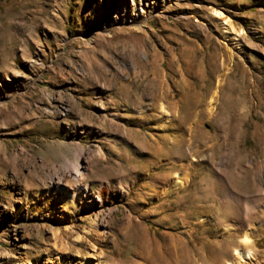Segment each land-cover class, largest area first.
I'll use <instances>...</instances> for the list:
<instances>
[{"label":"rangeland","instance_id":"374dc122","mask_svg":"<svg viewBox=\"0 0 264 264\" xmlns=\"http://www.w3.org/2000/svg\"><path fill=\"white\" fill-rule=\"evenodd\" d=\"M232 262L264 264V0H0V264Z\"/></svg>","mask_w":264,"mask_h":264},{"label":"bare ground","instance_id":"6f19581e","mask_svg":"<svg viewBox=\"0 0 264 264\" xmlns=\"http://www.w3.org/2000/svg\"><path fill=\"white\" fill-rule=\"evenodd\" d=\"M213 14H215L216 17L219 18V24L220 26L223 28L224 31L226 32H230L233 33L234 37L240 32L238 29H236L230 22V20H228L227 18L223 17V15L220 12H214ZM235 45H237V42H234ZM165 112V108L162 107V109ZM166 113V112H165ZM168 114V113H167ZM76 176L79 177L78 171H76ZM175 183V182H174ZM180 184V181L176 182V185L178 186ZM175 185V184H174ZM227 230H230V226H226ZM242 238V243H243V247L241 248H236L235 249V253L241 258V259H247L249 260V258H251L254 254V252L252 253V251L248 248V245L251 242V239L248 236H244L243 234ZM255 255V254H254ZM252 258L255 259V256H253ZM239 260V259H238ZM251 261V260H250ZM236 262V261H235ZM230 264H236V263H230ZM240 264V263H239Z\"/></svg>","mask_w":264,"mask_h":264}]
</instances>
